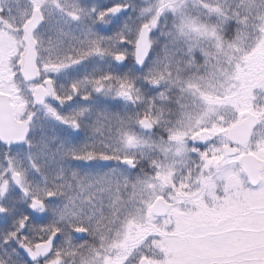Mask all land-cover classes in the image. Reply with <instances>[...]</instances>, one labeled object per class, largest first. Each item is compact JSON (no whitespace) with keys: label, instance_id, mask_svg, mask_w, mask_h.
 Listing matches in <instances>:
<instances>
[{"label":"snow or ice","instance_id":"snow-or-ice-1","mask_svg":"<svg viewBox=\"0 0 264 264\" xmlns=\"http://www.w3.org/2000/svg\"><path fill=\"white\" fill-rule=\"evenodd\" d=\"M0 264H264V0H0Z\"/></svg>","mask_w":264,"mask_h":264}]
</instances>
